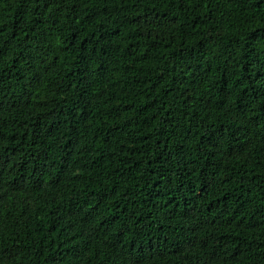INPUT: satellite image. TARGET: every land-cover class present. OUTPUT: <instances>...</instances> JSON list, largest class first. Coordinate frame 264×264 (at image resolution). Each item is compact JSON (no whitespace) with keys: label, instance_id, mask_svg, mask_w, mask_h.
Returning <instances> with one entry per match:
<instances>
[{"label":"trees","instance_id":"16d2710c","mask_svg":"<svg viewBox=\"0 0 264 264\" xmlns=\"http://www.w3.org/2000/svg\"><path fill=\"white\" fill-rule=\"evenodd\" d=\"M0 264H264V0H0Z\"/></svg>","mask_w":264,"mask_h":264}]
</instances>
